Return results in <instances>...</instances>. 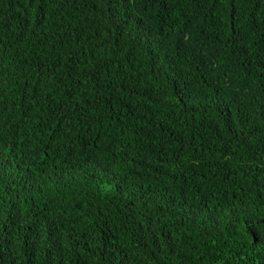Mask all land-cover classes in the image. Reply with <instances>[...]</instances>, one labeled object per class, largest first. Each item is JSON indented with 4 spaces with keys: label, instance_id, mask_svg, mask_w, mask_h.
I'll return each instance as SVG.
<instances>
[{
    "label": "trees",
    "instance_id": "16d2710c",
    "mask_svg": "<svg viewBox=\"0 0 264 264\" xmlns=\"http://www.w3.org/2000/svg\"><path fill=\"white\" fill-rule=\"evenodd\" d=\"M0 264H264V0H0Z\"/></svg>",
    "mask_w": 264,
    "mask_h": 264
}]
</instances>
